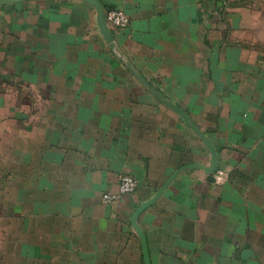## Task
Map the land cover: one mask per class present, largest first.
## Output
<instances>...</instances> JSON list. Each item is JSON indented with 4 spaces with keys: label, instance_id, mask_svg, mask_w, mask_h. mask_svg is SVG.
Listing matches in <instances>:
<instances>
[{
    "label": "crops",
    "instance_id": "0c3cea01",
    "mask_svg": "<svg viewBox=\"0 0 264 264\" xmlns=\"http://www.w3.org/2000/svg\"><path fill=\"white\" fill-rule=\"evenodd\" d=\"M100 1L219 155L140 214L152 264H264V0ZM191 163L210 165L206 144L93 5H0V264H146L133 213ZM121 174L137 190L104 202Z\"/></svg>",
    "mask_w": 264,
    "mask_h": 264
},
{
    "label": "water",
    "instance_id": "95a60500",
    "mask_svg": "<svg viewBox=\"0 0 264 264\" xmlns=\"http://www.w3.org/2000/svg\"><path fill=\"white\" fill-rule=\"evenodd\" d=\"M13 1H21V0H0V5L13 2ZM91 5H93L97 11V19H98V24L100 31L107 41V43L110 45L112 49H114L117 53H119V56L122 61L126 63V65L133 71L135 72L136 77L142 81L150 90L151 92L161 101L166 103L169 107L174 109L181 117L192 127V129L202 138L204 143L206 144L208 150L210 151L211 154V163L210 165L202 164V163H191L182 166L178 170H176L171 177L166 181V183L157 191V193L143 201L135 210L132 216V224L138 233L141 243H142V248H143V254H144V259L146 264H152L151 261V255L148 247V241L146 234L138 224V218L140 214L147 209L149 206H151L154 202L158 200V198L163 194L165 189L168 187L169 183L173 181L179 173L182 171L189 169V168H202L204 169L207 173H212L216 171L219 167V155L216 147L214 146L213 142L211 139L198 127V125L193 121V119L190 117V115L182 109L179 105H177L175 102L171 101L167 97H165L162 93H160L147 79L144 77L142 74L138 73L135 71L134 67L131 65L127 59H125L124 54L120 51V49L117 47L116 42H115V36L107 22V9L105 5L102 3L100 0H84Z\"/></svg>",
    "mask_w": 264,
    "mask_h": 264
},
{
    "label": "built area",
    "instance_id": "2783aa9c",
    "mask_svg": "<svg viewBox=\"0 0 264 264\" xmlns=\"http://www.w3.org/2000/svg\"><path fill=\"white\" fill-rule=\"evenodd\" d=\"M107 22L110 27L126 28L129 25L130 18L128 13L120 7H110L106 13ZM139 180L130 174H121L116 191H107L103 194V200L106 203L119 200L124 195L133 193L137 190Z\"/></svg>",
    "mask_w": 264,
    "mask_h": 264
}]
</instances>
